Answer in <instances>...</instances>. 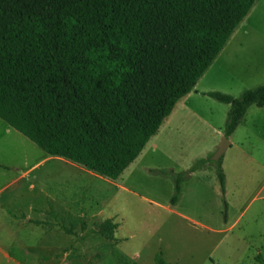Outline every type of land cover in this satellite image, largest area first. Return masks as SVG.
<instances>
[{
  "label": "trees",
  "instance_id": "obj_1",
  "mask_svg": "<svg viewBox=\"0 0 264 264\" xmlns=\"http://www.w3.org/2000/svg\"><path fill=\"white\" fill-rule=\"evenodd\" d=\"M256 1L0 0V120L45 155L116 181ZM203 95L228 106L226 138L250 106L264 107V85ZM210 162L151 172L172 180L175 205ZM215 175L223 193L221 158ZM115 229L105 221L93 232L114 244ZM154 263L168 264L160 254Z\"/></svg>",
  "mask_w": 264,
  "mask_h": 264
},
{
  "label": "rangeland",
  "instance_id": "obj_2",
  "mask_svg": "<svg viewBox=\"0 0 264 264\" xmlns=\"http://www.w3.org/2000/svg\"><path fill=\"white\" fill-rule=\"evenodd\" d=\"M261 4L264 0L255 3L195 88L177 101L115 185L66 161L54 159L40 165L46 155L0 120V188L18 172L34 170L27 178L30 182L5 186L0 202L10 212L26 211L30 201L43 197L45 185L68 182L79 187L74 201L89 212L79 220L50 224L63 233L58 249L43 246L42 251L33 240L38 235L32 233L24 252L19 249L22 235L12 229L15 245L2 248H10L14 261L0 255V264H116L113 253L137 264H155L158 254L168 264H264V107L250 106L228 139L231 143L221 156L223 193L213 162L207 163L209 170L182 183L175 205L170 202L172 180L151 172L180 173L196 159L213 155L223 138L228 106L202 92L238 97L244 90L264 85ZM75 207V213L79 212ZM91 212H99V218ZM98 219L117 224L116 245L91 233Z\"/></svg>",
  "mask_w": 264,
  "mask_h": 264
},
{
  "label": "crops",
  "instance_id": "obj_3",
  "mask_svg": "<svg viewBox=\"0 0 264 264\" xmlns=\"http://www.w3.org/2000/svg\"><path fill=\"white\" fill-rule=\"evenodd\" d=\"M255 3H258V0ZM255 3H254V5H255ZM261 6L264 7V5H262V4H261ZM206 92H210V91H205V92H202L201 94L203 95V93H206ZM225 117H226V115H225ZM168 119H167V121H168ZM222 135H223V133H222ZM228 139L230 140V137ZM230 143H229V145H230ZM216 149L217 148H214L212 150V153H214L216 151ZM54 159L62 160L65 162V160H63L61 158L49 157L46 155V157L42 158L38 163H40V165H42L43 163L50 161V160H54ZM66 162H68V161H66ZM210 163H212V161ZM72 166H74V165H72ZM0 167H1V165H0ZM210 167H211L210 164L205 165L202 169H200L194 173L189 174V176L187 177V179L185 181L192 178L196 174H199L201 171L209 170ZM32 171H34V170L26 169L22 172H18L17 176H15L12 180H10V182H8L5 186L10 185V184H12V185L17 184V183H20V181H23V182L27 181L28 180L27 178L29 177V174L32 173ZM150 171H151V169H148L149 173H150ZM182 171H184V170H182ZM214 171H215V168H214ZM87 174H91V172L87 173ZM94 175H92V176H94ZM97 178L100 179L101 177L98 176ZM101 180H103L104 182H107V184H109V185H115V183H114L115 181H110V180L103 179V178ZM28 181L30 182V180H28ZM116 186L119 189L125 190V188L121 187V185H116ZM32 187H33V185L31 183H29L28 188L31 189ZM3 188H0V195H1V191ZM45 188H47V190L44 191L43 197L41 199H36V200L30 201L28 204V209L26 211H21L19 209H16V210L10 212L9 208H7L2 202H0V218L3 221V222H0V255L3 258H5L9 261H14V259L11 258L12 257L11 256V250H9L10 248H7V249L2 248L4 245L6 247H10V246L15 245L14 239L11 238V236H10V234H11L10 231L12 229H17L19 234L22 235V240L19 242V249L23 250L24 252H26L25 251L26 247L24 244L25 243L26 244L31 243L32 240L29 238V235L30 234L33 235L32 233H35L36 235H38V237H35L33 240H34L35 245L40 247V249L42 251H43V246L48 248V249H58V246H61L63 244V239L61 236V235H63V233L56 226L51 227L50 224H54V221H59V220H64V219L79 220L83 217H86V215L89 213V212L87 213V211L84 209L81 210V208H82L81 203H77V201H74V198H75L74 190L79 189V187H77L71 183H68V182H66V183L65 182L64 183L59 182L58 184L57 183L47 184V185H45ZM66 188H69V189L67 190ZM61 189H64V190H61ZM75 206H78L79 212H77V213H75V209H76ZM83 208H84V206H83ZM16 211H18V212H16ZM91 216L92 217L98 216V218H99V212H98V214L91 212ZM98 221L99 222L95 223L94 227L91 229V233L96 234V235H99V234L93 232L95 227L99 223L105 222V221H100V219H98ZM106 221L113 222V220H106ZM36 224L43 225V227L38 226ZM115 225L117 226V224H115ZM49 227H51V228H49ZM6 229L7 230L9 229V231L7 232ZM67 232L69 233L70 231H67ZM113 235H114V233H113ZM117 243H118V241H116V239H115V242L112 245L114 246ZM8 253H10V254H8ZM15 263L19 264L18 262H15Z\"/></svg>",
  "mask_w": 264,
  "mask_h": 264
},
{
  "label": "water",
  "instance_id": "obj_4",
  "mask_svg": "<svg viewBox=\"0 0 264 264\" xmlns=\"http://www.w3.org/2000/svg\"><path fill=\"white\" fill-rule=\"evenodd\" d=\"M229 146V140L226 137H223L221 139L220 144L218 145L216 151L213 153V155L210 157V161L212 162H218L221 156L223 155L226 148Z\"/></svg>",
  "mask_w": 264,
  "mask_h": 264
}]
</instances>
